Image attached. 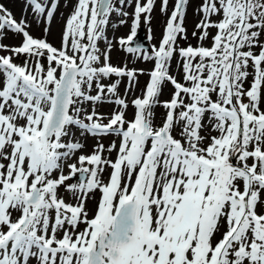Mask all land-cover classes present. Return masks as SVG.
<instances>
[{"label": "snow or ice", "instance_id": "6c2138e0", "mask_svg": "<svg viewBox=\"0 0 264 264\" xmlns=\"http://www.w3.org/2000/svg\"><path fill=\"white\" fill-rule=\"evenodd\" d=\"M24 2L0 3V264H264V0H160L150 48L157 0H74L59 46L60 0Z\"/></svg>", "mask_w": 264, "mask_h": 264}, {"label": "rangeland", "instance_id": "374dc122", "mask_svg": "<svg viewBox=\"0 0 264 264\" xmlns=\"http://www.w3.org/2000/svg\"><path fill=\"white\" fill-rule=\"evenodd\" d=\"M198 2V0H197ZM0 3H4L5 6L14 14L15 18L17 20H19L21 18L22 15V11L25 9V2L24 0H0ZM74 3V0H71V2L68 3L67 7L64 6L65 4V0H60V8L58 10V12L56 13V16L52 22V34L51 36H49V40L50 42L56 44V46H59V35L60 32L62 31L63 25H64V18H66L68 16V14L70 13V11L72 10V4ZM173 3L174 0H170V4H169V13L172 10L173 7ZM195 3L189 7L188 9V13H187V18L185 21V25L188 29V35H189V40L190 42L195 45L196 44V40L192 38L191 33L194 30V26L198 20V17H196L193 14V8L195 7ZM134 4L128 8H126L125 10L129 12V16L127 17L128 23L122 26H118L113 28L112 24L113 23H118V20L121 19L120 17L115 16V14H113L112 16V20L110 21V25L108 28V35L109 38L115 37V38H119V37H126L129 32H130V24H131V12L133 10ZM31 18V17H29ZM167 17L163 16L160 14V0H157V4L156 7L152 13V22H151V28L153 29V39L151 41H149L147 39L148 37V31H147V27L143 24V21L141 23L140 29L138 30V36L140 35V33H143L144 37L146 38V46L147 48H150V46L152 44H156L158 45L161 37H162V33L164 30V25L166 23ZM32 35L34 36H41L42 33L40 30L36 29V27L34 26L32 29ZM4 43L7 44H13V43H17L16 40H13L11 38L7 39L4 41ZM180 45L186 46V44L184 43V41H180ZM103 47V45H101ZM112 63L113 64H121L122 61H124L126 54L122 51H119L117 47H113L112 53ZM130 61V58H129ZM137 67V68H150L151 65L150 64H142V63H137L135 65H133L131 62H129V67ZM173 69H175V62L173 63ZM147 80V76H141L140 77V85L141 87L144 85L145 81ZM121 93H123V85L121 86ZM139 94V91H137V95ZM165 99L167 98L166 96L164 97ZM108 109H104V111H107ZM106 145L108 144L109 140L105 139L103 141ZM86 143L89 145V151L91 150V145L94 143V140L92 139H88L86 141ZM94 206L93 202H89V207L92 208Z\"/></svg>", "mask_w": 264, "mask_h": 264}, {"label": "water", "instance_id": "95a60500", "mask_svg": "<svg viewBox=\"0 0 264 264\" xmlns=\"http://www.w3.org/2000/svg\"><path fill=\"white\" fill-rule=\"evenodd\" d=\"M136 42H138L139 44H141V45H143V46H145L147 48V46L145 44L146 38L144 37L143 33H140V35L137 37V41Z\"/></svg>", "mask_w": 264, "mask_h": 264}]
</instances>
